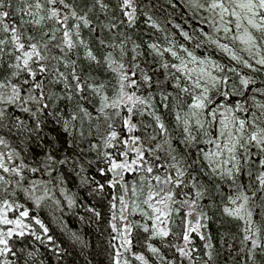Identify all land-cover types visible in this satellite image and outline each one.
<instances>
[{"label": "snow or ice", "instance_id": "obj_1", "mask_svg": "<svg viewBox=\"0 0 264 264\" xmlns=\"http://www.w3.org/2000/svg\"><path fill=\"white\" fill-rule=\"evenodd\" d=\"M89 236L264 264V0H0V264Z\"/></svg>", "mask_w": 264, "mask_h": 264}, {"label": "trees", "instance_id": "obj_2", "mask_svg": "<svg viewBox=\"0 0 264 264\" xmlns=\"http://www.w3.org/2000/svg\"><path fill=\"white\" fill-rule=\"evenodd\" d=\"M69 220L71 221L72 218H69ZM211 231L214 236V242H216L217 246H219L220 237L218 235L217 226L215 224L212 226ZM89 239L92 241L95 247L89 249V253L87 257L79 255L77 251L76 253L66 257V260L74 262V264H84L85 259H88L92 262V264H102L104 260V256L102 254H98L99 252L98 241L96 240L95 236H89ZM101 239H103V237H101Z\"/></svg>", "mask_w": 264, "mask_h": 264}]
</instances>
